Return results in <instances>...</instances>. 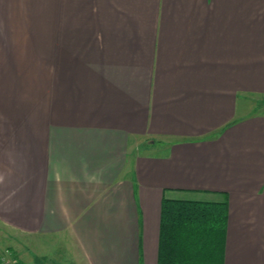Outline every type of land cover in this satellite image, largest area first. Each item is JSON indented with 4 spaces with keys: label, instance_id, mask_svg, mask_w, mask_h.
<instances>
[{
    "label": "crops",
    "instance_id": "0c3cea01",
    "mask_svg": "<svg viewBox=\"0 0 264 264\" xmlns=\"http://www.w3.org/2000/svg\"><path fill=\"white\" fill-rule=\"evenodd\" d=\"M164 198L225 200L224 264H264V0H0L16 263L157 264Z\"/></svg>",
    "mask_w": 264,
    "mask_h": 264
},
{
    "label": "trees",
    "instance_id": "16d2710c",
    "mask_svg": "<svg viewBox=\"0 0 264 264\" xmlns=\"http://www.w3.org/2000/svg\"><path fill=\"white\" fill-rule=\"evenodd\" d=\"M226 210L225 200L164 198L157 264H224Z\"/></svg>",
    "mask_w": 264,
    "mask_h": 264
},
{
    "label": "rangeland",
    "instance_id": "374dc122",
    "mask_svg": "<svg viewBox=\"0 0 264 264\" xmlns=\"http://www.w3.org/2000/svg\"><path fill=\"white\" fill-rule=\"evenodd\" d=\"M0 234H2L1 231H0ZM5 238L6 237L2 236V239H4V241L2 243H0V246H3L2 248H4L5 246L7 247V245L5 243ZM8 243L11 244L12 249H10V248L5 249L4 248L0 251V264H9V263L17 264L15 256L21 257V259H23L22 258L23 252L28 251L27 250L28 247H26L27 242L25 243V241L23 239L21 240V237H18V238L16 237V239H13L12 241L9 240ZM23 243L25 244V247H24ZM29 245L30 244H28V246ZM26 253H28V252H26ZM26 253H24V254L26 255ZM127 264H135V263H127Z\"/></svg>",
    "mask_w": 264,
    "mask_h": 264
}]
</instances>
